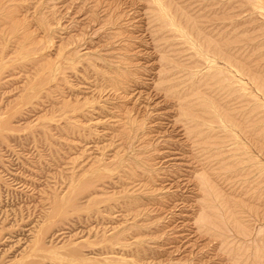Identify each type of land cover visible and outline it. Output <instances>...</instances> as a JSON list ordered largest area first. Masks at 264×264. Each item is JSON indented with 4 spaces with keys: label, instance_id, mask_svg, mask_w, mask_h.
Listing matches in <instances>:
<instances>
[{
    "label": "rangeland",
    "instance_id": "rangeland-1",
    "mask_svg": "<svg viewBox=\"0 0 264 264\" xmlns=\"http://www.w3.org/2000/svg\"><path fill=\"white\" fill-rule=\"evenodd\" d=\"M140 1H142V0H49V1L48 0H28V1L27 0H14V1L11 0V4L13 5V7L15 4L17 5L16 6L17 8L15 7L16 9L23 10L25 12H26V10H28L27 11L28 14L27 15L25 14V16L23 14L24 12L23 11L19 12V10H18L19 13H16V14H18V16L21 15V18H25L28 20V21L26 20V22H28V26L30 27L31 31L33 32V35L36 38H38L37 42H38V46L40 49L38 48L39 49L38 52L35 55L31 54L30 57H36V56L40 55L50 45L48 47L49 49L47 48L48 50L45 51V56H46L45 61H46V63H47V61L49 62V68H50L49 69L50 70L49 71V77L51 76V74H53L52 71H54V70L56 71L58 68L61 69L60 65L64 66V64H66L64 54H67V52L63 51V50H60L61 52H59V51L57 52L56 51L57 45H60L63 42L62 44H65V43L67 44L66 48L71 47L70 49H72V48H75L76 45L77 46L80 45V47L79 46L78 47L81 49L82 46H84V45L86 46L88 43L87 46H90L91 50H93V51L89 54H82L83 50H81V52L79 51L80 54L78 55V57H75V59L78 60L77 64L79 62L78 66L82 68L83 64L85 62L89 61L88 58L91 55H92V57L93 56L96 57V58L90 57L92 60H94L96 62V65L99 62V63H101V66H102L103 65L102 62L105 63L107 59H110V58L113 60L115 59V56H112L111 53H109L108 49H101V47L104 48L105 46L110 48L111 50L113 49L112 47H109L110 45L108 42L109 41L108 38L110 39V37H108V35H109L108 32H110L112 30V28H110V27L114 26L113 30L115 28H116L115 30H121L123 32L124 36L126 37L127 43H129L130 45L133 44L132 45V51L131 50L130 51L128 50V51L130 53L135 52V51L139 52V56H137L138 55L137 54L134 57V59H136V60L132 59V65H133V67H135V69H133L132 66L131 67H132L133 71H135V70L137 71V72L135 71L136 73L140 72L137 74V77L138 78L140 77L139 79L141 81V87H140L141 92H139L138 90H136V92L138 91L137 93H139V94L141 93V95L138 96V94L135 91H133L137 94V96H136V94H134L131 91L130 92V99L131 100L129 98H128L129 100L127 99L128 101H130V103L128 102V104H127V100H125L124 102L127 105L122 104V105L126 106V107H123L124 109H126V111L132 105L128 111V112H130V114H131V112L133 114V116H132V114L130 115L131 118L134 117L135 116L134 114L136 113V117H134L135 120H134V118H132V120H131L132 124L130 123V127H131V129H130L131 133L129 134L130 138L128 136V138L126 139L127 140V142H126V140L123 141V140H120V138L117 139V136L111 131L112 130L111 128H109V130H107L108 128L104 129V131L106 130L108 132V134L105 135L106 137L103 136L104 138L103 137L100 138V136H98V137L96 136L97 133L101 134V132H104V131H102L103 129H101L103 127L99 126V125L97 126L96 124H93L91 122V120L95 119L96 116L100 117V119L101 118L108 119V117L110 115H112L113 113L114 114H117V113L122 114L124 109H122V106H121V110H119V107L116 108V106H115V104L119 103L120 100L118 101L116 99L115 100L113 99L114 100L113 101L110 98L108 99V98H106V95L104 92H103L104 94H102V93L99 94L97 88H95L94 86L90 87V84L92 82H97V80H98L97 83H98V86L100 88L99 78L95 74L93 75V73H91V70L88 71L89 73L87 72L88 69H86V68L78 69L77 71L73 72L72 74L70 72V76L67 79V84H70L73 86L74 92L70 93L69 90L66 88L68 91L67 90L61 91V93L56 96L59 100H56L53 103H49V101L47 103V101H46L43 103L44 105H40V106H38L37 104H39L41 100H45V96H47L49 94V98H50L51 94L54 96L56 94V89H54L55 90L54 91L53 88L50 89L49 87H51L54 84V82H55V84L57 83V80H56V76L58 75L57 71L56 72L54 71L55 76H53V78H51V79L48 78L50 80H48L47 82H50V83L44 84V85H39L37 83L34 84L31 82L28 83L29 85H26L25 81H21L24 78H20V80H19V77H16L17 80H19V81H16V79H12V80H10V82H8L9 84L4 83V85H3V83H0L1 84L0 85V102H1L0 104L2 106V107L0 106V110L3 109L2 110L3 114H1V112H0V115H1L0 119L2 118L0 122L2 124V121H4V120H6V121H4V123L9 121L8 123L10 124V126L15 128V130L10 131V130H8L9 128L8 129L6 128L8 125L5 126L4 123L0 127V264H18V262L22 258L23 259L29 258L30 259L29 264H73L77 260H78L77 261L78 264H80V263L81 264H83V263L84 264L85 263L86 264H96V263L97 264H106V263L107 264H111V263L112 264H128V263L133 264L136 261L140 262V263L143 262L144 264H145V262L147 264H206V263L207 264H230L231 262L233 263V261H231L230 259H227V258H229L228 256H223L224 254L222 252L220 254V252H219L220 250L218 251L217 245L216 244H215L216 246L214 245L215 242H210L206 236L205 237L203 236V239H201L202 236H200L198 234V232L195 230L196 226L193 224L194 222L193 223L190 222L193 220L192 217L194 216V213L196 214V212H197L196 206H194L195 205V198H196L195 192H197V189L195 187H192V184H193L192 181H190L191 182L190 184L189 183H187V184L183 183V181H185V183L188 181V179H187L188 176L186 174L188 173L189 170L186 171V168L188 169V166L186 165L183 167V165H185V163L182 162L181 159L178 157V152H181L182 149H180V146L177 147V145L172 144L173 142L178 140V138H175V135H176V137L178 136L181 138V135L178 133V131L176 132L175 129H172L173 127L171 126L172 122H170L171 121L170 119L173 117H170L171 115H169V114H165V117H163L162 115L159 114V112L157 111V108L153 109V107H156V106H154L155 105L154 103H156L155 101H157V99L161 100L163 98L162 96L155 94V92H154L155 88L154 89L152 88L153 87L152 85H154V83H155L153 81L159 80L157 74L155 73V68H152V67H154L156 65V70H157V67H158L160 61H158V59L156 57L159 56L160 52L154 51V49H156V45H155V43L152 44L151 41L153 40L155 42V40L149 36V34L146 30H144L145 26L147 25L146 19H148V18H147V16H144L145 12L143 11V9L144 10L146 9L145 8L146 6L144 5L145 2H144V0L142 2H140ZM211 1H215V0H211ZM216 1H215L216 4H214L215 3L214 2V3H212V6L210 5L211 10H210L208 17L211 15V18H214V19H212V20H214V23L216 21L217 22L218 21H220V22L225 21V24H227V27L228 26L230 27V28L228 27L229 30H232L234 25L237 26L238 24H241L239 28L235 26L236 29L234 28V31L232 30L233 32L230 31L232 34L230 32H228L229 38H234L235 40L238 39L239 43H241L243 41L242 42L243 47L247 45L246 48L244 47L245 52L247 53L245 55L244 54L245 52H243L244 56L255 57L257 59V63H259V66L261 64L264 65V63H263L264 62V51H263V49H264L263 43L264 42H260V41L264 40V30L262 31V29H264L262 25H264V24L261 23L263 20L262 21H256V24L254 22L249 23L251 21L250 20L247 21L246 20L247 18H244V16H243L247 12L246 8L248 6L246 4L243 5V2L241 3V0H233V1L232 0H216ZM25 2H26V4H25ZM206 2L211 3L210 0H206ZM239 2H240V4H239ZM21 3H23V4H21ZM223 4H225V5H223ZM22 5H24V7H25V5H27L26 9L24 7H21ZM29 5H30V7L28 8ZM252 5L255 7L257 5H258V7L262 6V5L264 6V0H257V1L253 0ZM213 6H214V8H213ZM224 6H226V7H224ZM219 8L221 9L220 14L221 13L225 14L224 15L225 19H223V20H222V18H219L220 17L219 11H218ZM211 11H212V13H211ZM117 14H118V16H117ZM120 14H122V16ZM222 14H221V16H222ZM227 15H230V16L232 15L231 17H235V19L232 18V20H230L231 19L230 18L229 20H227L228 21L227 22L226 21V19H228ZM127 16L128 17L133 16L130 24H125L122 22L124 17H127ZM140 16H142L141 17L142 19L138 18ZM121 17H122V19H120ZM237 18H239V19H237ZM115 19L118 21L116 22ZM41 20L45 21V23L42 22ZM106 20L109 21V25H108V21L106 23ZM110 20L113 21V23H111V25H110V22H111ZM47 21L49 22V26H47V29H46L45 28L46 26L44 27V25L46 24ZM55 21H56V23H55ZM234 21L236 24L233 23ZM245 22H248V23L246 24ZM104 23H106L105 28L107 26V29L101 28V24H104ZM242 24H243V26H242ZM252 24H253V26H252ZM258 25L260 27H258ZM48 27L50 29L52 28V30L51 31H50V29L48 30ZM246 28H249V29L252 28V30H249ZM255 29H261V30H259L260 32L257 33L258 30H255ZM140 30H142V31H140ZM238 30H240V31H238ZM242 30H244L246 33ZM144 31H145V33H144ZM235 31L238 34L235 33ZM241 31H242V34H240ZM261 31L263 33H261ZM105 33L106 34L108 33L107 36ZM243 33H245V35H243ZM258 34H260V35L262 34V35L261 36L259 35L260 37H258ZM252 35L254 36V38H252V39H254V41L252 39H250V40L248 39L249 37H253ZM8 36H9L8 33H6V35H3V37H0V41L1 40L3 41V42L1 41L3 44L0 45V50H2V48H5L3 51L4 53L1 52L0 57H4V60L5 61L7 60L6 62L9 61L10 66H11V64H14V65H12V68H13V66H15L19 63L21 58L18 57L19 56L18 54L11 55V53L9 52L12 50L11 49L12 48V46H11L12 38H10L11 36L10 37H8ZM80 37H82V38H80ZM67 38H68V40H67ZM159 38L160 37H158V39ZM130 39H132V40H130ZM146 41H147V43L148 42L149 43L147 44ZM137 42H138V44H137ZM257 42H259V46H258ZM107 43H108V45H106ZM235 43H237V42H235ZM135 44H136V46H135ZM144 45H145V47H144ZM261 45H263V46H261ZM137 46H138V48H137ZM94 47H95V50L97 49L96 51L93 49ZM140 47H141V49H140ZM247 47H249V49ZM158 48H159V46H158ZM251 48L254 49V53H252ZM133 49H134V51H133ZM137 49L141 50L143 52V54L141 55L140 54L141 52ZM143 49L145 50V52ZM152 49H153V51H152ZM246 49L249 51H246ZM260 49H262V50H260ZM101 50H103V51H101ZM104 50H106V52ZM111 50H110V52H111ZM256 51L259 53V55H257L258 53L255 54ZM261 51L263 54H261ZM100 52L101 53L103 52V53L100 54ZM106 53H108L107 58L105 56ZM109 54H110V56H109ZM260 54H261V56H260ZM147 55H148V57H153V58L155 57V58L154 59L148 58L149 61H145V60H148ZM14 56H15V58H14ZM28 56H29V54H28ZM123 56H121V57H123ZM112 57H114V58H112ZM121 57H119V58L121 59ZM70 59H72V57H70ZM92 60H90V61H92ZM121 60H123V59H121ZM21 61H22V59H21ZM152 61H153V63H152ZM9 63H7L8 65L4 64V67L8 66L9 69H7V67L5 69L3 66L2 67L4 69L2 67H1L2 69L0 68V72L2 74L5 72L7 73L11 70ZM54 63L57 65H55ZM99 63H98V65H100ZM227 63L228 62L225 63V61L222 60V61L218 62V65L222 66V68L224 70L227 69L226 71H229L230 73L233 72V73L238 74V75L240 74V73H236L235 72L236 69L234 67L231 68V66L228 65ZM51 64L52 65L54 64V65L52 66ZM137 64L139 67L137 66ZM50 65H51V67H50ZM263 65L261 67L262 69L264 68ZM54 66H55V68L53 69ZM84 69H86V70L84 71ZM138 69H140V70L138 71ZM17 70H18V68L16 67L14 69V71H17ZM141 72L142 73L144 72L143 73L144 76L141 75L142 74ZM237 72H239V71H237ZM241 75H242V77H240L241 78L240 81L243 83H241V82L240 83H241V85L244 84L243 88L244 89L246 88V90L248 91L247 93H251V94L253 93L254 94L253 96L256 98L257 103L260 106L258 108L260 111V114H261V116L263 115L261 123L264 124V122H263L264 121V113H263L264 112V91H263L264 88L262 90L261 88L256 86V84L253 83V81L247 77L248 75H246V76H245V74L244 75L241 74ZM145 77H147V78H145ZM54 78H55V80H54ZM94 78H95V80H94ZM96 78H97V80H96ZM142 78H145V79L143 80ZM150 79H152V80L150 81ZM12 81L14 82L13 84H11ZM143 82L145 85L142 84ZM147 82H149V83H147ZM16 85H17V88H16ZM245 85H246V87H245ZM102 86H103V83H101V87ZM106 86H109V85H107L105 83L103 87H106ZM41 87H44V89ZM103 87L101 89H103ZM147 87H148V89H147ZM6 89H8V90H6ZM147 94H148V96H146ZM43 95H45V96H43ZM54 96H51V97H54ZM5 97L7 99H5ZM86 98H88L87 99L88 101L86 100ZM137 98H138V100H137ZM90 99H93V100L90 101ZM140 99H141V102H140ZM164 101L165 100L160 101L159 105L162 102V105L164 106L163 108L165 109V108H167V105H166L167 101H165V103H163ZM112 102H114V103L112 104ZM87 103L90 104L91 106L94 104L95 106H92V107L98 108V109H96V111L100 110L99 112L97 111V113H100V114L95 113L93 116H91L93 119L92 118L91 119L83 118L85 120L84 122H81V120H83L82 117L78 118V119L81 118V120H78L81 123H85L88 120V123L87 124L85 123L87 125V128L86 129L83 128L82 129L83 132H81L82 131L81 128H80L81 131L77 130L76 132H75V130H70V131H69V129L67 130L68 124H66V121H65L63 115L66 114L65 110H68V109H66L65 107H62V106L63 105H70V107H72L71 108L72 111L74 112V111H79V109L82 108L81 106L84 107L85 104H87ZM120 103H123V102H120ZM134 103H136V104H134ZM52 105H54V106L52 107ZM32 106H38V108L41 107L42 109L40 108L41 110L39 112H37L36 114H34L35 116L32 115L33 113L28 115V113H29L28 109ZM102 106L104 108H101ZM111 106H113V107H112V111L110 110L111 111L110 112L109 109H111L110 108ZM88 107H86V108H88ZM61 108H64V111ZM131 109H132V111H131ZM152 109L154 111H151ZM114 111L115 112L117 111V113H115ZM138 111H141V112H138ZM155 111L158 113H156ZM61 112H63V114ZM91 113H93V112H91ZM108 113H109V115H108ZM140 113H141V116H140ZM157 114H159L161 117ZM147 115H148V117L149 116L150 117L148 118ZM75 116H78V115H75ZM157 116L160 117V119L157 118ZM116 117H118V116H116ZM155 117L157 118V120L154 119L156 121H154L152 119ZM137 118H140L141 120H143V122L140 120H139L140 122L136 121ZM9 119L11 120V122ZM148 120H149L150 124L148 123ZM159 120H160V123L162 122L161 124L159 123ZM153 122H155L154 123L155 125H153ZM137 123L138 124L140 123V124L136 126ZM146 123H147V126H146ZM158 123L160 125H158ZM43 124H44V126H43ZM90 124H91V126H90ZM142 124H143V126H142ZM140 125L143 127V129ZM149 125L153 126V129H152V131L154 130L153 133L155 135L160 134V137L157 140H153V139H155V137H154V134L151 133L153 135L152 138L153 137L154 138L151 139V140H153L152 142L151 141L149 142L150 146L149 147L147 146L148 141H146L147 143L144 142V144L146 143L147 147H145V145H144V147H140V146H142L141 143L143 144V141L140 142V139L142 138L141 140H143V137L146 136V135H141V134L144 131V128L147 129V127ZM4 126H5V128H3ZM139 127L142 129V131ZM165 127H167V128H165ZM90 128L92 131L90 130ZM261 128H264V126L262 124H261ZM87 129H89L92 133ZM135 129H136V131H135ZM172 130L173 131L175 130V131L173 132ZM237 130H236L237 131L236 135H238V140L241 142V144H243V146H246V147H244V149L246 150V152H248L247 154H249V156H254L255 157V158L253 157L254 159H256V157H257L258 159L255 160V162L257 164L259 162H261L258 164L259 168H260L259 178L264 177V173H263L264 170L262 171V169L264 168V147L262 145V140L264 139L263 129H261L262 131L260 130V137L263 135V137L261 139H259V141L261 142V143L259 142L260 146L257 145L261 149H259L255 144L251 143L252 140H249L251 138H248L247 135H245V134H241V132H243L241 129H237ZM12 131L13 132L15 131V132L13 133ZM46 131H48V132L46 133ZM87 131H89V132H87ZM163 131L166 134H163ZM167 131H169V132H167ZM109 132H110V134H109ZM132 132L135 133V134L133 133L134 136L137 135V136H135V138H134V136L131 137V135H133ZM175 132L177 134H174ZM171 133H173V134H171ZM44 134H46V136ZM49 134H50V136L48 137ZM52 134H53V136H52ZM81 134H83L84 136H82ZM90 134L92 135V137L89 136ZM78 135L81 137H79ZM14 136H16V137H14ZM88 136L90 138H88ZM96 137H97V139H96ZM108 137H112V138H110L111 142H113L111 147H110L111 142L109 141L110 139ZM168 137H171V138L173 137L174 141H173V139H171L172 141L169 140ZM85 138L87 139L88 142L84 141V140H86ZM136 138H138V139H136ZM7 139L9 141V143H8ZM79 139L81 140V142ZM95 139H96V142H94ZM99 139H101L100 140L101 142L99 141ZM113 139L118 140V142L121 141V143L125 144V145H123V146H125L124 148H122L123 150L119 146V144H121V143H118L117 141H116L117 143H115V140H113ZM130 139H132L131 142H129ZM133 139H135V140L133 141ZM159 139L161 141H159ZM164 139H166L167 141ZM106 140L109 142V144H107L108 142ZM82 141H83V143H82ZM92 141L95 143L94 145L92 144L93 143ZM135 141H136V143H135ZM162 141H164V142H162ZM178 141L180 142V140H178ZM84 142H85V145L88 144L87 145L88 148H89L90 143L94 147L96 144L97 145L99 144L100 146L98 147L96 145L97 148H94L93 151L91 150V148H89L88 151L93 152V153L90 152V154H89L87 151L88 148L86 149ZM124 142H126V143H124ZM156 142H158V143H156ZM165 142H167V143L169 142V144L167 146H165L167 144ZM74 143H76L78 145V147L76 146V144L74 146ZM79 143H80V145H79ZM104 143H106V144H104ZM130 143H131V146L133 145L132 148L130 145H128ZM137 143H140V145ZM154 143H156V145H154ZM8 144L11 145L12 147L7 146ZM71 145H72V148L75 147L73 150L71 149ZM106 145H108L109 149L106 147ZM114 145L116 148L118 147L117 148L118 150H116ZM126 145H128V146H126ZM152 145H153V147H152ZM66 146H68V147H66ZM82 147L85 148L84 152L82 150ZM134 147H136V148L140 147L141 149L146 148V149H142V151L144 153H146V152L148 153V151H149L148 154L146 153V155H149V156L152 154V153L150 154L151 150L149 148H151L152 152H153V154L151 156H153L156 153L154 156L158 160L156 161V159H155V161H156L155 165L157 164L158 166L157 165L156 166L154 165V166L156 167L157 170L155 169V167H154V169H153V167H151V168L149 167V168L153 169L152 171H153L154 176L156 177V181L158 182V184L155 182L154 177L148 178L146 176V178H147L146 179L145 176L142 175L143 179H140L141 177L139 178L140 179L139 181H143L141 183L145 187H147L146 189L149 188L147 190L149 192L143 191V193H142L141 192L142 190H141L140 192L136 191L139 193L133 195L130 193L127 194V192L125 191V193L123 194L121 192L122 190H120V189L123 188V190L133 191V190H131L130 183L137 182L138 179L136 181H134L136 177L130 176V179L131 180L133 179L132 181H130L129 176L126 174V176H128L126 178L129 179L128 180L129 186H128L125 184L128 182L127 179H125V178L123 180L121 179L122 178L121 176L124 174V173H122L121 176L117 177V179L119 178L122 182L121 183L120 181H118V183H119V184L117 183L119 186L118 188L115 187V189L113 190L114 187H107V188H109V189H107L105 186L103 187V184L101 186V183L103 181H100V180H98V183L100 184V185H98L99 186L98 187L97 186L98 183L95 180L97 183L96 187L94 186L95 185L94 184L95 182H94V183H92V185L94 184L93 187L91 189H89V190H91V192H92V189H94L93 193H95L94 195L96 196V198L94 197V195H93V197L95 199L90 200L88 197L92 198L90 196L92 193L89 192L88 190H86L87 192H84L82 194V196L80 195L82 198L79 197L80 199L77 201L78 203H79V201L81 203V205L79 203V206H77L79 208H77L76 206L74 207V204H72V206L70 205L71 210H69V209H66L67 211L64 210V211H66V213H64V214L67 217L61 215V214H63V211L62 212L60 211L58 213L59 215L53 214L54 213L53 209H52V207L54 208L53 203L55 204V201H58V199L62 200L64 197H66V199H67L68 194H69L68 197L71 195L72 190L74 189V187L77 184L76 183L77 182V176L79 174L83 175V177L82 176L80 177V175H79L80 178L78 177V179H79L78 184H79V181L81 178L86 177V175H85L86 171H84L85 170L84 167L87 168L89 165H90L89 167L93 166L94 164L97 165L96 164L97 162L94 161V159H92L93 161H90L91 158H94L95 152H97L96 153L97 158H99V156H100V159H101V162H98V163H100L99 167L101 168L103 166V168H101V169H107V167H108L107 171H110L109 174L111 176L112 173H115V175H116V171L118 168L116 166V164H115L116 168L112 167L114 165L113 164L114 161L110 160V158L112 159V157H113L112 155L115 156V154H117L118 157H121V155H122L121 152H123L122 157L127 158L131 155H134V154H132V152L135 153L136 148H134ZM103 148L105 149V151L108 150V152L106 153ZM113 148H115V149H113ZM167 148H169V150H167ZM141 149H136L135 154H137V152H140V154H141V152H142ZM97 150H100V151L102 150V151L100 152ZM114 150L116 152L120 150V152L116 153ZM171 150L172 151L178 150V152H176V151L172 152ZM247 150H249V151H247ZM7 151H9V152H7ZM103 151L106 153V156H108V158L106 156H103V155H105L103 153ZM160 151H163V152H161L162 154L159 153ZM169 151L172 155H170L169 158L165 157V158L161 159L160 156L163 157L164 153L167 155L169 153ZM99 152H100V154H98ZM129 153H131V154H129ZM84 154H85V157L83 156ZM109 154L110 155L112 154L111 157L109 156ZM119 154H121V155L119 156ZM117 155L113 158V160L118 158ZM143 155H145V154H143ZM156 155L159 157H157ZM86 156H87V158L89 157V159H86ZM91 156H93V157H91ZM102 156H103L104 160L102 159ZM72 157H74V159ZM82 158L85 159V163H84V160ZM97 158L95 157V160ZM106 159L108 161H111V163L106 162L107 161ZM78 162H80L81 164ZM91 162H93V163H91ZM83 163L85 166H82ZM110 164H111V166H110ZM170 164L173 166H171ZM174 164H177V165L174 166ZM181 164H182L183 168L180 167ZM261 164H262V166H261ZM105 166H107V167H105ZM109 167H111V168H109ZM170 167H171V169H170ZM69 168L71 170H68ZM118 169L120 170V167ZM166 169H167V171H166ZM184 169H185V172H184ZM111 170H113V172ZM158 171L160 173H158ZM72 172L76 173L77 176H76V174H74ZM119 172L121 173L122 171H119ZM164 172H165V174L162 176V174ZM182 172H184L185 174ZM177 173H178V175H177ZM262 173H263V176H262ZM124 175H123V177H124ZM174 175H177V176L175 177ZM182 175L183 176L185 175L184 179H183ZM167 176H169L168 179H167ZM179 176H180V178H181L180 180L182 182L181 181L178 182V180H177V182L176 181L175 182L177 184L179 183V185L176 184L178 187H176V185L173 186V184H175V182L173 180L174 179L176 180V178L177 177L179 178ZM72 177L76 178L75 179L76 182L72 183V186L70 187L69 184H67V182L69 183V181H71L70 179ZM159 177H160L161 181H159ZM162 177H164L166 180L163 178L164 179V181H163ZM172 177H173V179L170 180V178H172ZM157 178H158V180H157ZM185 178H186V180H185ZM191 178L192 177H190L189 179H191ZM105 179H107V176L105 177ZM145 179L149 182L147 186L145 185V184H147V181ZM148 179H150V181ZM261 179H260L261 180V184H260L261 187L260 188L263 189L264 185H262V184H264V180H263V178H261ZM144 180L146 181V183H144ZM124 181H125V183H123ZM170 181H171V183H170ZM262 181H263V183H262ZM150 182H152L153 185L155 184V186L150 184ZM163 182H165V183H163ZM73 184L75 186H73ZM159 184H163V185L165 184L166 188L162 189L160 192L164 193L163 191H165L166 192L165 194H167L168 197H163V198L161 197V199H163V202L155 200L154 202H150L151 203V205H150V203L148 202L147 199L149 198V195L152 196V194H154L155 192H159L158 187L161 186V185L159 186ZM156 185H157V188H156ZM125 186H127V189H125L126 188ZM150 186L151 187L153 186L152 187L153 189ZM167 186H168V188L170 187L169 190L170 191L172 190L171 191L172 193L174 191L173 194L169 190H167ZM69 188H73V189L69 190ZM98 188H100L101 191L99 189V192H98V190H96ZM102 188H104V189H102ZM160 188H162V187H160ZM118 189H119V191H118ZM152 190H154L155 192ZM188 190H191V191H188ZM112 191H114V193H112ZM150 191H152L153 193H151ZM133 192H135V191H133ZM190 192L193 195L195 194L194 198ZM85 193L87 194V197H86ZM101 193H102V195H101ZM121 193H122V195H121ZM188 193H190V195ZM165 194L163 196H165ZM171 194L176 196V197H171L172 196ZM99 195H101V196H99ZM130 195L140 197L139 198L140 201H138V203L141 202L140 204H142V205H143V203H144V205L147 204L144 201H147L149 203L148 206L146 205L147 207H145L143 205L145 208H147V213L141 215L140 217L139 216L136 218H134V216L132 217L133 214H131V213L133 211L132 210L128 211L129 208H126V205L128 207H130V204H129L130 201L128 200V197H130ZM262 196L264 197V192H263V195H261V197ZM124 197H126V199H123ZM166 198H168L169 200L168 199L166 200ZM172 198L173 199L175 198L174 201ZM53 199H55V201ZM181 200L184 202H182ZM263 200H264V198L263 199L260 198L257 200L259 203V208H254L257 210H253L254 212L251 211L252 213L246 212V213H250V214H247V215L245 214L246 217L247 216L250 217V218H246V219H249L248 220L249 222L248 221L247 222L248 223L252 222L251 223V224H253L252 226H255V227H252L251 224H249L251 226V229H253V231H251L252 234L250 237H249V235L248 236L246 235V238L247 237L249 238V239L247 238L248 242L249 241L253 242V240L255 238L253 235H254V233L256 234V232L258 230L257 228L263 227V229H264V217H262V216H264L263 215L264 214V209H263L264 208V201ZM88 201L90 202V204ZM190 201H191V204H190ZM172 202H173V204H172ZM174 202H176V203H174ZM152 203H154L155 206ZM169 203H171V204H169ZM117 204L118 205L120 204L118 206L119 208L117 207ZM51 205H53V206L51 207ZM172 205L173 206L176 205L174 207L175 209L172 207ZM102 206H104V207H102ZM112 206H114L116 209H114V207H112ZM150 206H152V208ZM159 206H160V208H159ZM164 206H165V208H163ZM170 206L173 209L169 208ZM73 207H74V209H73ZM149 207H150V209H149ZM153 207H155L157 210L152 211ZM99 208H101L102 210H100ZM124 209L127 210L128 212L127 211L125 212ZM148 209H149V211H148ZM161 209L164 212H162ZM192 209H194V210H192ZM158 210H160V211H158ZM151 211H152V213H151ZM255 211L256 212L258 211V212L255 213ZM50 212H51V215H50ZM115 213H116V215H115ZM120 214L125 215V217L127 215L126 218L129 217V219L128 220H124V218L122 219V216L121 217L119 216ZM183 214H185V215H183ZM249 215H251V216H249ZM183 216H185V217L191 216V217L190 218L186 217L187 218V220H186V218H184ZM131 217H132V219H131ZM142 217H143V219H142ZM183 218H184V220H183ZM134 220L135 221L138 220V223H140L141 225H138V226L134 225L135 224ZM145 222H146V226H142V224L144 225ZM63 226L65 227L64 230H66L64 235L53 237V233L57 231L56 229L57 228L59 229V227L61 228ZM194 226H195V229L193 228ZM32 227H34V229ZM139 227H141V228H139ZM255 230H256V232H255ZM44 232L45 233L48 232V233L45 234ZM162 232H164V233H162ZM42 233H44V234H42ZM233 233L238 234V232H235L234 230H233ZM191 234H193V235H191ZM236 234H235V236L239 235V234L238 235H236ZM41 235H43V237ZM196 235H198V236H196ZM49 236H51V237H49ZM37 238H40V239H37ZM195 238L196 239L199 238V239L196 241ZM205 239L207 241V244L209 243L212 248H210L209 244H208V246H206L207 244L206 245L204 244ZM38 240L41 243H39ZM37 241H38V245H36ZM124 242H126V243H124ZM133 242H136V244ZM196 242H198V243H196ZM130 243H133V245H131ZM212 243H213V245H212ZM40 244H42L41 245L42 247L40 246ZM128 244H130L131 246H129ZM195 244H196V246H195ZM199 244H201V246H199ZM191 245H193L195 248L193 246H192L193 247L192 248ZM203 246H205V248L207 247L210 249H213V246H214V249L212 251L213 253L211 252V254H209V252L211 250H207V248L205 251L206 253L204 252V250L202 251L201 249H204ZM73 247H74V250L76 249V247L79 249V250L78 249L75 250V251H77V250L79 251V255L81 253L82 254L80 256L78 254H74L73 252H75V251L73 250ZM190 247L192 249V252H191ZM200 247H201V249H200ZM33 248H35V249L38 248L37 250L39 251V253L35 254ZM198 248L200 249L199 252H201V253H198V250H199ZM40 249H42V250H40ZM70 249H72L71 250L72 252H69ZM106 252H112L113 253L112 254L114 256V257H112L113 260H111V261L108 260L111 257L105 258V256H108L111 254V253H106ZM215 252H217V253H215ZM212 254L215 258L212 256ZM189 255H190V257H189ZM76 256H78V257H76ZM115 256H116V259L114 260ZM220 256H221V258H219ZM33 257H34V259H32ZM80 257H83V258L85 257L84 258L85 261L80 262L82 260V259L79 260ZM225 257H227L226 258L227 260H225ZM222 258H224V260ZM137 259H140L142 261H138ZM263 259H262V261H264ZM228 260H230V261H228ZM104 261L106 263H104ZM116 261H117V263H116ZM77 262L75 264H77ZM262 264H264V263L262 262Z\"/></svg>",
    "mask_w": 264,
    "mask_h": 264
},
{
    "label": "bare ground",
    "instance_id": "bare-ground-1",
    "mask_svg": "<svg viewBox=\"0 0 264 264\" xmlns=\"http://www.w3.org/2000/svg\"><path fill=\"white\" fill-rule=\"evenodd\" d=\"M14 1V0H13ZM28 1V0H27ZM49 1V0H48ZM143 1V0H142ZM140 1V2H142ZM216 1V0H215ZM215 1H211V3H207L206 0H144L145 2V10L143 9V11L145 12V15L144 16H147L148 19H146V26L144 28V30H146L149 34V36L155 40V42L152 40H150L153 43H155L156 45V49H154V51H159L160 54L158 57H156L158 59V61H160L158 67H157V70H156V65L152 68H155V73L157 74L159 80H155L153 82L154 85H152L151 87L155 90V94L159 95V96H162L163 98L161 100L157 99V101H155L156 103H154L156 107H153V109H156L157 108V111L159 112L160 115H162L163 117H165V114H169L171 115L170 117H173L171 118L169 121L172 122V129H175L176 132L178 131V133L181 135V138L180 137H176L175 135V138H178V140H180V142L177 140L175 142H173L172 144H175L178 146H180V149H182L181 152H178V150H173V151H176L178 152V157L181 159L182 162L185 163L184 166H188V169L186 168V171H188V173L186 174L188 177H192L191 179H189L187 176V179L188 181L185 183V181H183L184 184H187V183H191L190 181H192V187H195L197 189V192L196 193V198H195V205L196 206V214L194 213V216L192 217L193 220L190 221V222H194L193 224L196 226V229H195V226L193 227L200 236H202L201 239H203V236L207 237L209 239L210 242H215L214 245L216 244L217 245V249L218 251L221 252L224 254H222L223 256H228L229 258L225 257V260L227 259H230L231 261H233L234 264H262V262L264 263V261H262V259L264 258V229L263 227H259L257 228V232L256 234L254 233V240L253 242L251 241H247V238H246V235L249 237L251 236V231H253V229H251V226L253 224L251 223H248L249 219H246V218H250V217H246L247 214H250L252 213L251 211L253 210H257V209H254V208H259V203H258V199H263L264 197L261 195H263V192H264V188L261 189L260 187V184H261V178H263L264 180V177H261L259 178L260 176V168H259V162L258 164L255 162L256 159H258L256 157V159H254L255 157L254 156H249V154H247L248 152H246V150L244 149V147L246 146H243V144H241V142L238 140V135L237 134V129H241L243 132H241V134H245L247 135L248 138H251L249 140H252L251 143L252 144H255L256 146H260L259 144L261 143L259 141V139H261L263 137V135L260 137V130L263 129V132H264V128H261V124L264 126L263 123H261L262 121V116L260 114V111H259V104L257 103V100L256 98L253 96L254 94L252 93H247L248 91L246 90V88L244 89L243 88V85H241V78L242 75L241 74H245L248 75L247 77L250 78L253 83L256 84V86H258L259 88H261L263 90L264 88V68L262 69V65L261 64L259 66V63H257V59L255 57H251V56H244V54L246 55L247 53L245 52V48L246 46L243 47V44L242 42L239 43L238 39H234V38H229V35H228V32L230 31H234V28L236 29V27H240L241 24H238L237 26L234 25L233 29L232 30H229L228 27H227V24H225V21H222L223 19H225L224 15L225 14H220V8L218 9L219 11V15L220 17L219 18H222V22L220 21H216L214 23V18H211V15L208 17L209 13H210V10H211V7L210 5L212 6V3H214ZM233 1V0H232ZM257 1V0H255ZM30 2V1H29ZM217 2V1H216ZM216 2L214 4H216ZM235 2V1H234ZM243 2V5L246 4L247 8H246V13L244 16V18H247L246 20L247 21H251L249 23H252L254 22L256 24V21H262L261 23L264 24V6H259L258 5L255 7L252 5L253 3V0H241V3ZM260 2V1H259ZM31 3V2H30ZM29 3V4H30ZM39 3V2H38ZM48 3V2H47ZM219 3V2H218ZM230 3V2H229ZM233 3V2H232ZM262 3V2H261ZM15 4V3H14ZM20 4V3H19ZM23 4V3H21ZM26 4V2H25ZM240 4V2H239ZM258 4V3H257ZM31 5V4H30ZM30 5L28 6V8L30 7ZM225 5V4H223ZM230 5V4H229ZM17 5L15 4L14 7L13 5L11 4V0H0V37H3V35H6V33H8V37L12 38V41H11V46H12V50L9 51L11 53V55H14V54H18L20 61L17 65H15L18 70L17 71H14V69L16 68L15 66H13L12 68V65L14 64H11L10 66V63L9 61L6 62L4 60V57H0V68L3 66L4 67V64H7L9 63V66H10V71L9 72H5V73H1L0 74V83H7L9 84L8 82H10V80L12 79H16V81H19L20 78H24L22 79L21 81H25L26 85H29L28 83H34V84H39V85H44V84H48L50 82H47L48 80H50L51 78H53V76H55V72L57 71L58 75L56 76V80H57V83L54 84L49 87L50 89L53 88L56 89V94L55 96L51 94V96H54V97H51L49 98V94L47 96H45V100H41L39 104H37L38 106L40 105H44L43 103L47 101H49V103H53L55 102L56 100H59L56 96L58 94L61 93V91H65V90H69L70 93H73L74 90H73V86L70 85V84H67V79L68 77L70 76V72L71 74L75 71H77L78 69H83V68H86L88 69V71L91 70V73H93V75L95 74L98 78H99V81H100V88L98 86V80L97 82H92L90 84V87H95L97 88L98 90V93H102L106 95V98H110L111 100H120L119 103H116L115 106L116 108L119 107V110H121V106H122V109H124L123 107H126L125 105L128 104V102L130 103V101H128L130 99V92L132 91H135L138 90L139 92H141L140 90V87H141V81H140V77L138 78L137 77V74L140 73H136L135 71L132 70V59H134L135 55L139 56V52L138 51H135V52H129L130 50L132 51V45H130L129 43H127L126 41V37L124 36L123 32L121 30H113L114 26H109L110 28H112V30L109 33L108 37H110V39L108 38V42H109V47H112L113 49L111 50L110 48L108 47H104L101 49H108L109 50V53H111L112 56H115V59H107L105 63L102 62V66H101V63H99L100 65H96V62L94 60H92L91 58L92 55L88 58L89 61L88 62H85L81 67L78 66L77 64V59H75V57H78V55L80 54L81 50H83V53L82 54H89L91 53L93 50H91V47L90 46H82V48L80 49V45H76L75 48H72L70 49L71 47H67L66 48V43L65 44H60V45H57V52H61L60 50H63V51H66L67 54H64L65 55V61H66V64L63 65H60L61 66V69H57L55 72L52 71L53 74H51V76L49 77V62L47 61L46 63V56H45V51L48 50L49 46L45 49V51H43L40 55L36 56V57H30L31 54L32 55H35L38 50L40 49L39 46H38V38H36L34 35H33V32L31 31L30 27L28 26V22H26L27 19L25 18H21V15L18 16V14L16 13H19L20 11H23V10H19V9H16ZM19 6V5H18ZM26 6L24 7V5H22L21 7H24L26 9ZM39 6V5H38ZM114 6V5H113ZM133 6V5H132ZM148 6V7H147ZM16 7V8H15ZM136 7V6H135ZM226 7V6H224ZM243 7V6H242ZM241 7V8H242ZM20 8V7H19ZM23 8V9H24ZM95 8V7H94ZM214 8V6H213ZM24 9V10H25ZM97 9V8H96ZM228 9V8H227ZM19 10V12H18ZM28 10H26L27 12ZM100 11V10H99ZM230 11V10H229ZM235 11V10H234ZM24 12V13H23ZM22 13L27 15L28 12L26 13L25 11H23ZM43 12V11H42ZM119 13V12H118ZM121 13V12H120ZM139 13V12H138ZM212 13V11H211ZM216 13V12H215ZM232 13V12H231ZM227 14V13H226ZM244 14V13H243ZM17 15V16H16ZM122 16V14H120ZM128 15V14H127ZM142 15V16H143ZM31 16V15H30ZM118 16V14H117ZM138 17L140 19H142L141 17ZM214 16V15H213ZM232 16V15H231ZM230 15H227L228 19L229 20H232V18L235 19V17H231ZM41 17V16H40ZM48 17V16H47ZM224 17V18H223ZM28 18V17H27ZM34 18V17H33ZM43 18V17H42ZM111 18V17H110ZM116 18V17H115ZM118 18V17H117ZM133 18V16H130V17H124L123 19V23L125 24H130L131 23V19ZM137 18V17H136ZM241 18V17H240ZM45 19V18H44ZM106 19V18H105ZM109 19V18H108ZM122 19V17L120 18ZM239 19V18H237ZM46 20V19H45ZM114 20V19H113ZM116 20V19H115ZM28 21V20H27ZM37 21V20H36ZM42 21V20H41ZM108 20H106V23H107ZM111 21V20H110ZM118 20H116L117 22ZM213 21V22H212ZM45 23V21H42ZM115 22V21H114ZM120 22V21H119ZM121 22V23H122ZM138 22V21H137ZM228 22V21H227ZM56 23V21H55ZM101 24V28H105V24ZM111 23H113V21L110 22V25ZM234 24L235 21L233 22ZM232 23V24H233ZM246 24L248 22H245ZM258 23V22H257ZM52 24V23H51ZM59 24V23H58ZM57 24V25H58ZM115 24V23H114ZM124 24V25H125ZM133 24V23H132ZM139 24V23H138ZM231 24V25H232ZM261 24V25H262ZM56 25V26H57ZM108 25H109V21H108ZM260 25V24H259ZM258 25V27H260ZM28 26V27H27ZM46 26V27H45ZM47 26H49V22L47 21L46 24L44 25V27L47 29ZM236 26V27H235ZM243 26V24H242ZM247 26V25H246ZM253 26V24H252ZM257 26V25H256ZM255 26V27H256ZM263 28H264V25H262ZM261 26V27H262ZM118 27V26H117ZM232 27V26H231ZM141 28V27H140ZM230 28V27H229ZM237 28V29H238ZM242 28V27H241ZM250 28V27H249ZM249 28H246V29H249ZM50 28L48 27V30ZM107 29V26L106 28ZM118 29V28H117ZM135 29V28H134ZM47 30V31H48ZM52 30V28L50 29V31ZM101 30V29H100ZM249 30H252L249 29ZM255 30H258L257 33H259L261 29H255ZM264 29H262L263 31ZM34 31V30H33ZM142 31V30H140ZM232 31V32H233ZM237 31V30H236ZM235 31V33H237ZM240 31V30H238ZM244 31V30H242ZM242 31L240 32V34H242ZM261 31V33H263ZM62 32V31H61ZM105 32V31H104ZM107 32V31H106ZM245 32V31H244ZM252 32V31H251ZM107 33V34H108ZM133 33V32H132ZM142 33V32H141ZM145 33V31H144ZM231 33V32H230ZM246 33V32H245ZM245 33H243V35H245ZM106 34V33H105ZM106 34V36H107ZM232 34V33H231ZM238 34V33H237ZM248 34V33H247ZM129 35V34H128ZM136 35V34H135ZM242 35V36H243ZM251 35V34H250ZM249 35V36H250ZM260 34H258V37ZM105 36V35H104ZM239 36V35H238ZM253 36V35H252ZM7 37V36H6ZM134 37V36H133ZM158 37H160L158 39ZM245 37V36H244ZM248 37V36H247ZM78 38V37H77ZM82 38V37H80ZM254 38L253 37H249L248 39H252ZM2 39V38H1ZM40 39V38H39ZM129 39V38H128ZM133 39V38H132ZM130 39V40H132ZM158 39V40H157ZM234 39V40H233ZM247 39V40H248ZM68 40V38H67ZM138 40V39H137ZM254 41V39H252ZM256 40V39H255ZM2 41V40H1ZM0 41V45H2L3 41L1 42ZM70 41V40H69ZM68 41V42H69ZM79 41V40H78ZM67 42V43H68ZM136 42V41H135ZM145 42V41H144ZM237 42V43H235ZM260 42H264L263 41H260ZM72 43V42H71ZM81 43V42H80ZM147 43V41H146ZM149 43V42H148ZM147 43V44H148ZM70 44V43H69ZM138 44V42H137ZM258 46H259V42H257ZM47 45V44H46ZM108 45V43L106 44ZM140 45V44H139ZM151 45V44H150ZM264 45V43H263ZM261 45V46H263ZM69 46V45H68ZM71 46V45H70ZM104 46V45H103ZM136 46V44H135ZM142 46V45H141ZM152 46V45H151ZM159 46V48H158ZM249 46V45H248ZM257 46V45H256ZM255 46V47H256ZM43 47V46H42ZM145 47V45H144ZM143 47V48H144ZM149 47V46H148ZM147 47V48H148ZM153 47V46H152ZM155 47V46H154ZM250 47V46H249ZM249 47H247L249 49ZM254 47V48H255ZM264 47V46H263ZM39 48V49H38ZM53 48V47H52ZM55 48V47H54ZM120 48V49H119ZM138 48V46H137ZM151 48V47H150ZM190 48V49H189ZM262 48V47H261ZM5 48H2V50H0V54L1 52L4 53ZM95 50V47L93 48ZM141 49V47H140ZM149 49V48H148ZM182 49V50H181ZM252 49V48H251ZM250 49V50H251ZM256 49V48H255ZM263 49V48H262ZM260 49V50H262ZM97 50V49H96ZM95 50V51H96ZM107 50V51H108ZM111 50V52H110ZM129 50V51H128ZM139 50V49H137ZM144 50V49H143ZM257 50V49H256ZM80 51V52H79ZM103 51V50H101ZM106 52V50H104ZM134 51V49H133ZM141 53V55L143 54V52L141 50H139ZM148 51V50H147ZM150 51V50H149ZM153 51V49H152ZM246 51H249L246 49ZM258 51V50H257ZM255 52V54H257L258 52ZM264 51V49H263ZM128 52V53H127ZM145 52V50H144ZM243 52H245L243 54ZM260 52V51H259ZM99 53V52H98ZM103 53V52H102ZM100 52V54H102ZM252 53H254V49H252ZM7 54V53H6ZM29 54V56H28ZM108 53H106V58H107V55ZM147 54V53H146ZM155 54V53H154ZM261 54L262 51H261ZM260 54V56H261ZM10 55V54H9ZM124 55V56H123ZM134 55V56H133ZM151 55V54H150ZM157 55V54H156ZM259 55V53L257 54ZM4 56V55H3ZM82 56V55H81ZM110 56V54H109ZM123 56V57H121ZM145 56V55H144ZM263 56V55H262ZM70 57H72V59H70ZM103 57V56H102ZM119 57H121V60ZM141 57V56H140ZM139 57V58H140ZM15 58V56H14ZM17 58V57H16ZM96 58V57H94ZM114 58V57H112ZM144 58V57H143ZM146 58V57H145ZM148 58H153V57H148L147 55V59ZM155 58V57H154ZM153 58V59H154ZM104 59V58H103ZM17 60V59H16ZM92 60V61H90ZM136 60V59H134ZM144 60V59H143ZM224 60L225 63L228 62L227 64L232 67H234L236 69V73H240L239 75L238 74H235L233 72H229V71H226L222 68V66H219L218 65V62ZM100 61V60H99ZM102 61V60H101ZM131 61V62H130ZM145 61H149L148 60H145ZM13 62V61H12ZM68 62V63H67ZM136 62V61H135ZM119 63V64H118ZM153 63V61H152ZM264 63V62H263ZM3 64V65H2ZM55 64V63H54ZM53 64V65H54ZM63 64V63H62ZM134 64V63H133ZM136 64V63H135ZM151 64V63H150ZM8 65V64H7ZM52 65V64H51ZM50 65V67H51ZM52 65V66H53ZM57 65V64H55ZM59 65V64H58ZM82 65V64H81ZM80 65V66H81ZM101 66V67H100ZM132 66V67H131ZM138 66V64H137ZM153 66V65H152ZM259 66V67H258ZM2 67V68H3ZM7 69L8 66H6ZM6 67H4L6 69ZM131 67V68H130ZM139 67V66H138ZM258 67V68H257ZM264 67V65H263ZM1 68V69H2ZM3 68V69H4ZM55 68V66L53 67V69ZM230 68V67H229ZM84 69V71L86 70ZM133 69H135V67H133ZM137 69V68H136ZM140 69H138L139 71ZM152 70V69H151ZM154 70V69H153ZM8 71V70H7ZM239 71V72H237ZM263 71V72H262ZM134 72V73H133ZM151 72V71H150ZM154 72V71H153ZM69 75H68V74ZM89 73V72H88ZM90 73V74H91ZM142 73V72H141ZM144 73V72H143ZM143 73L141 75H143ZM154 74V73H153ZM92 76V75H91ZM95 76V77H96ZM139 76V75H138ZM144 76V75H143ZM155 76V75H154ZM16 77H19V80H17ZM151 77V76H150ZM50 78V79H48ZM147 78V77H145ZM145 78H142L143 80ZM152 78V77H151ZM157 78V77H156ZM55 80V78H54ZM95 80V78H94ZM152 79H150L151 81ZM148 81V80H147ZM146 82V81H145ZM158 82V83H157ZM241 82V83H240ZM14 82L12 81L11 84H13ZM101 83H103V86L104 84L106 83L107 85L109 86H106V87H103V89H101ZM149 83V82H147ZM10 84V85H11ZM143 85L144 82L142 83ZM1 85V84H0ZM18 85V84H17ZM17 85H16V88H17ZM25 85V86H26ZM51 85V84H50ZM135 85V86H134ZM24 86V85H23ZM36 86V85H35ZM133 86V87H132ZM132 87V88H131ZM246 87V85H245ZM23 88V87H22ZM27 88V87H26ZM44 89V87H41ZM67 88V89H66ZM258 88V89H259ZM11 89V88H10ZM30 89V88H29ZM91 89V88H90ZM94 89V88H93ZM105 89V90H104ZM148 89V87H147ZM8 90V89H6ZM27 90V89H26ZM25 90V91H26ZM46 90V89H45ZM44 90V91H45ZM52 90V91H53ZM67 90V91H68ZM95 90V89H94ZM103 90V91H102ZM143 90V89H142ZM151 90V89H150ZM246 90V91H245ZM5 91V90H4ZM55 91V90H54ZM137 91V92H138ZM144 91V90H143ZM142 91V92H143ZM147 91V90H146ZM264 91V90H263ZM6 92V91H5ZM104 92V93H103ZM135 92H133L134 94H136ZM251 92V91H250ZM9 93V92H8ZM7 93V94H8ZM48 93V92H47ZM46 93V94H47ZM138 96L141 95V93H137ZM136 94V96H137ZM143 94V93H142ZM149 94V93H148ZM148 94L146 96H148ZM251 94V95H250ZM5 95V94H4ZM9 96V95H8ZM42 96V97H43ZM133 96V95H132ZM143 96V95H142ZM256 96V95H255ZM3 97V96H2ZM7 97V96H6ZM5 97V99H7ZM41 97V98H42ZM85 97V96H84ZM104 98V97H103ZM129 98V99H128ZM132 98V97H131ZM139 98V97H138ZM137 98V100H138ZM144 98V97H143ZM146 98V97H145ZM151 98V97H150ZM156 98V97H155ZM88 98H86L87 100ZM128 99V100H127ZM148 99V98H147ZM85 100V99H84ZM93 100V99H90V101ZM113 100V101H114ZM125 100H127V104H125ZM131 100V99H130ZM134 100V99H133ZM149 100V99H148ZM162 100H165L167 101L166 102V105H167V108H163L164 106L162 105V102L160 103L159 105V102L162 101ZM8 101V100H7ZM76 101V100H75ZM88 101V100H87ZM146 101V100H145ZM165 101L163 103H165ZM80 102V101H79ZM109 102V101H108ZM107 102V103H108ZM120 102H123V103H120ZM140 102H141V99H140ZM144 102V101H143ZM1 103V102H0ZM4 103V102H3ZM114 102H112L113 104ZM33 104V103H32ZM59 104V103H58ZM82 104V103H81ZM80 104V105H81ZM106 104V103H105ZM109 104V103H108ZM122 104H125V105H122ZM133 104V103H132ZM136 104V103H134ZM141 104V103H140ZM153 104V103H152ZM5 105V104H4ZM90 104H85L86 107H88ZM111 105V104H110ZM147 105V104H146ZM1 106V104H0ZM38 106H32L28 109V115H30L31 113H33L32 115L36 114L37 112H39L41 109L38 108ZM54 105H52L53 107ZM83 107L81 106L82 108L79 109V111H72V107H70V105H63L62 107H65L66 109L68 110H65L66 114L63 115L64 116V119L66 121V124L67 125V130L69 129L70 130H75V132L77 130H81L83 128H87V123H88V120L85 122V123H81V122H84L85 120L83 118H86V119H91L95 113H97L96 107H92V106H95L94 104L91 106H89L88 108L86 107ZM109 106V105H108ZM114 106V105H113ZM111 106L109 109V111L111 110L112 111V107ZM114 106V107H115ZM130 106V105H129ZM132 106V105H131ZM131 106L129 107V109L131 108ZM134 106V105H133ZM138 106V105H137ZM262 106V105H261ZM2 107V106H1ZM5 107V106H4ZM77 107V106H76ZM139 107V106H138ZM147 107V106H146ZM145 107V108H146ZM152 107V106H151ZM60 108V107H59ZM85 108V109H84ZM101 108H104L103 106ZM107 108V107H106ZM136 108V107H135ZM134 108V109H135ZM148 108V107H147ZM262 108V107H261ZM5 109V108H4ZM38 109V110H37ZM63 109L64 111V108H61ZM71 109V110H70ZM128 109V108H127ZM129 109L126 111V109L123 110V113L122 114H119L117 113V111L115 113L117 114H112L108 117V119H104V118H101L96 116L95 119L91 120V122L93 124H96L97 126H102L103 129L102 131H104L105 128H108L107 130H109V128H111L112 132L117 136V139L120 138V140H123L125 141L128 136L130 138V123L132 124L131 120L132 118L136 117V113L134 114L135 116L134 117H130V112ZM150 109V108H149ZM151 110V111H154V110ZM164 109V110H163ZM3 110V109H2ZM2 110H0L1 114L2 113ZM106 110V109H105ZM104 110V111H105ZM115 110V109H114ZM118 110V109H117ZM137 110V109H136ZM100 111V110H99ZM98 111V112H99ZM108 111V110H107ZM110 111V112H111ZM132 111V109H131ZM135 111V110H134ZM93 112V113H91ZM106 112V111H105ZM121 112V111H120ZM137 112V111H136ZM138 112H141V111H138ZM156 112V111H155ZM154 112V113H155ZM156 112V113H158ZM63 114V112H61ZM91 113V114H90ZM152 113V112H151ZM264 113V112H263ZM262 113V114H263ZM90 114V115H89ZM97 114H100V113H97ZM147 114V113H146ZM157 114V115H159ZM31 115V116H32ZM38 115V114H37ZM75 115H78V116H75ZM102 115V114H101ZM104 115V114H103ZM109 115V113H108ZM159 115V116H160ZM168 115V116H169ZM35 116V115H34ZM118 116V117H116ZM133 116V114H132ZM140 116H141V113H140ZM1 117V115H0ZM39 117V116H38ZM79 117H82L83 120L78 119ZM102 117V116H101ZM104 117V116H103ZM106 117V118H107ZM148 117V115H147ZM150 117V116H149ZM148 117V118H149ZM152 117V116H151ZM154 117V116H153ZM161 117V116H160ZM160 117L157 116V118L160 119ZM6 118V117H5ZM61 118V117H60ZM142 118V117H141ZM157 118H152L153 120ZM2 119V118H1ZM0 119V121H1ZM18 119V118H17ZM138 119V120H137ZM136 121L140 122L143 120H141L140 118H137ZM143 119V118H142ZM10 120V119H9ZM78 120H81V122H79ZM135 120V118H134ZM133 120V121H134ZM140 120V121H139ZM154 120V121H156ZM6 121V120H4ZM4 121H2V124L0 122V127L3 125ZM64 121V122H65ZM9 122V121H8ZM8 122H5L4 125H8L6 128L8 130H15L14 127L10 126V124ZM11 122V120H10ZM141 122V123H142ZM146 122V121H145ZM158 122V121H157ZM156 122V123H157ZM264 122V121H263ZM90 123V122H89ZM148 123L150 124L149 120H148ZM152 123V122H151ZM155 122H153V125ZM159 123H160V120H159ZM158 123V125H160ZM92 124V125H93ZM134 124V123H133ZM140 124V123H139ZM138 123L136 124L139 125ZM170 124V123H169ZM135 125V124H134ZM157 125V124H156ZM5 126L3 128H5ZM44 126V124H43ZM76 126V127H75ZM91 126V124H90ZM141 126V125H140ZM143 126V124H142ZM141 126V127H142ZM146 126H147V123H146ZM162 126V125H161ZM160 126V127H161ZM168 126V125H167ZM47 127V126H46ZM45 127V128H46ZM56 127V126H55ZM59 127V126H58ZM93 127V126H92ZM91 127V128H92ZM163 127V126H162ZM161 127V128H162ZM2 128V129H3ZM14 128V129H13ZM90 128V130H91ZM136 128V127H135ZM140 128V127H139ZM167 128V127H165ZM169 128V127H168ZM1 129V130H2ZM134 129V128H133ZM141 129V128H140ZM143 129V127H142ZM141 129V131H142ZM153 126L152 125H149L147 127V129L144 128V131L142 132L141 135H146V136H142L143 137V140L140 139V142L143 141V144L141 143L142 146L140 147H149L150 146V141L152 142L153 140H157L159 137H160V134H154L153 131ZM47 130V129H46ZM49 130V129H48ZM80 130V131H81ZM89 130V129H87ZM89 130V131H90ZM100 130V129H99ZM169 130V129H168ZM174 130V131H175ZM237 130V131H236ZM86 131V130H85ZM87 131V132H89ZM92 131V130H91ZM90 131V132H91ZM136 131V129H135ZM134 131V132H135ZM173 131V130H172ZM171 131V132H172ZM173 131V132H174ZM262 131V130H261ZM13 132V131H12ZM15 132V131H14ZM13 132V133H14ZM48 131H46L47 133ZM83 132V130L81 131ZM132 132V134L134 133ZM169 132V131H167ZM174 133V134H177V133ZM262 132V133H263ZM92 133V132H91ZM154 134V137L155 139L152 138V134ZM261 133V134H262ZM108 132L105 130L104 132H101V134L97 133V137L100 136L103 137L105 135H107ZM110 134V132H109ZM113 134V135H114ZM135 134V133H134ZM131 135V137L134 136ZM137 134V133H136ZM163 134H166L164 133L163 131ZM173 134V133H171ZM178 134V135H179ZM46 136V134H44ZM68 135V134H67ZM72 135V134H71ZM80 135V134H79ZM78 135V136H79ZM82 136H84L83 134H81ZM88 135V134H87ZM95 135V134H94ZM93 135V136H94ZM50 136V134L48 135V137ZM53 136V134H52ZM90 137H92V135L90 134L89 135ZM88 136V138H90ZM137 136V135H135ZM134 136V138H135ZM173 136V135H172ZM16 137V136H14ZM18 137V136H17ZM69 137V136H68ZM81 137V136H79ZM96 137V139H97ZM106 137V136H105ZM115 137V136H114ZM47 138V137H46ZM71 138V137H70ZM84 138V137H83ZM94 138V137H93ZM104 138V137H103ZM109 139L112 138V137H108ZM180 138V139H179ZM86 139V138H85ZM96 139L94 142H96ZM138 139V138H136ZM153 139V140H151ZM169 140L173 139L174 141V138L172 137H168ZM10 140V139H9ZM80 140V139H79ZM92 140V139H91ZM94 140V139H93ZM101 139H99L100 141ZM115 140V139H113ZM132 139H130L129 142H131ZM135 139H133L134 141ZM166 140V139H164ZM8 141V139H7ZM15 141V140H14ZM67 141V140H66ZM78 141V140H77ZM86 142V140H84ZM107 141V140H106ZM111 142V139L109 140ZM118 140H115V143H117ZM139 141V140H138ZM148 141V143L146 142ZM159 141H161L159 139ZM167 141V140H166ZM172 141V140H171ZM264 139L262 140V145L264 147ZM70 142V141H69ZM68 142V143H69ZM79 142V141H78ZM77 142V143H78ZM81 142V140H80ZM93 142V141H92ZM92 143L93 145L95 143ZM101 142V141H100ZM108 142V141H107ZM127 142V140H126ZM124 142V143H126ZM128 142V143H129ZM144 142L147 143V146H146V143L144 144ZM164 142V141H162ZM161 142V143H162ZM260 142V143H259ZM6 143V142H5ZM9 143V141H8ZM21 143V142H20ZM83 143V141H82ZM112 143L111 142V145L110 147L112 146ZM118 143H121L118 142ZM136 143V141H135ZM158 143V142H156ZM156 143H154V145H156ZM160 143V142H159ZM167 143V142H165ZM243 143V142H242ZM76 143H74V146H75ZM103 144V143H102ZM101 144V145H102ZM106 144V143H104ZM109 144V142L107 143ZM122 144V145H121ZM119 144V146L122 148H124L125 144L121 143ZM134 144V143H133ZM140 145V143H137ZM163 144V143H162ZM169 144V142L165 145L167 146ZM69 145V144H68ZM73 145V144H72ZM72 145H71V149L73 150L74 148H72ZM80 145V143H79ZM84 145H85V142H84ZM88 144H86V149L88 148L87 147ZM91 145H89V148H91V150L93 151L94 148H97L96 145L95 147ZM117 145V144H116ZM131 146V143L128 144ZM126 145V146H128ZM171 145V144H170ZM242 145V146H241ZM6 146V145H5ZM7 146H11V145H7ZM76 146L78 147V145L76 144ZM98 147L100 146L99 144L97 145ZM118 146V145H117ZM118 146V147H119ZM123 146V147H122ZM129 146V147H130ZM133 146V145H132ZM131 146V148H132ZM138 146V145H137ZM173 146V145H172ZM171 146V147H172ZM257 146V147H258ZM12 147V146H11ZM68 147V146H66ZM102 147V146H101ZM100 147V148H101ZM106 147L108 148V145H106ZM115 147V145H114ZM117 147V148H118ZM119 147V148H120ZM140 147L136 148V149H141ZM153 147V145H152ZM169 147V146H168ZM175 147V146H174ZM7 148V147H6ZM89 148L87 149V151L89 150ZM116 148V147H115ZM113 148V149H115ZM116 148V150H118ZM128 148V147H127ZM161 148V147H160ZM259 149H261L260 147H258ZM10 149V148H9ZM77 149V148H76ZM81 149V148H80ZM84 149L82 147V150L84 152ZM104 149V148H103ZM109 149V148H108ZM136 149H135V153H136ZM142 149H146V148H142ZM141 149V151H142ZM151 151H150V154L152 152V149L149 148ZM174 149V148H173ZM7 150V149H6ZM68 150V149H67ZM70 150V149H69ZM71 150V151H72ZM123 150V149H122ZM121 150V151H122ZM125 150V149H124ZM129 150V149H128ZM133 150V149H132ZM154 150V149H153ZM167 150H169V148H167ZM13 151V150H12ZM86 151V150H85ZM97 151H100V150H97ZM102 151V150H101ZM100 151V152H101ZM105 151V149H104ZM103 153L105 155L103 156H106V153L108 152L105 151ZM115 151V150H114ZM113 151V152H114ZM140 151V150H139ZM148 151V150H147ZM172 151V150H171ZM172 151V152H173ZM249 151V150H247ZM9 152V151H7ZM11 152V151H10ZM91 151H88V153L90 154ZM100 152L98 154H100ZM116 152V151H115ZM120 152L117 151L116 153ZM132 152V151H131ZM143 152V151H142ZM140 154V152H137V154H135L134 152H132V154L134 155H131L127 158H124L122 157L123 155V152L122 155L119 154V156L121 155V157H118L117 154H115V156L117 155V159H114L113 158L115 157L114 155H112V159L110 158L111 161H114V165L112 166L113 168H116V166L119 168L120 167V170L117 168V171H116V175L115 173H112V175L110 176V171H107L108 170V165L105 166L107 167V169H101L103 168V166L100 168L99 165L100 163L98 162H101V159H100V156L99 158H97V155L95 152V156L94 158H91L90 161H93L92 159H94V161H96L97 165H93L91 167H89L87 164V166L89 167H84V171H86V177L85 178H81L80 181H79V184H78V177L80 175V177L83 175L79 174L77 176L76 173V176H77V182H76V178L75 177H72L69 181V183L67 182V184H69V186L71 187L72 186V183H77L76 186L73 184L74 189L73 188H69L70 189H73L72 192H71V195L68 197L67 195V199L66 197H62L63 199L60 200L58 199V201H55V199H53L55 201V204L53 203L54 205V208L52 207L53 205H51L52 209H53V214H58L60 211L62 212L63 211V216H66L64 213H66V209H69L71 210V206L72 204H74V207L76 206H79V203L77 202L82 196V194L84 192H87L86 190H88L89 192H91V189L93 187V185L96 187V184L98 183V180L100 181H103L101 183V186L103 184V187L105 186L106 188L107 187H114L113 190L115 189V187H119L118 186V181L121 182V180L117 177L121 176L122 173H124V177L123 175L120 177L122 180L125 178L127 179V181L130 179V176L132 177H136L134 181H136L138 179L137 182H132L130 183L131 185V190L135 191H127V190H122L121 192L124 194L125 191L130 194H138L141 190V192L143 193L144 192H149L147 191L148 189H146L147 187H145L141 182L143 181H139L140 179H143L142 177L146 176L148 178H153L155 179V182L158 184V182L156 181V177L154 176L153 174V169L154 167L157 165H155L156 161L158 159L155 158V154L153 156H149V155H146V153H142ZM163 151H160L159 153H161ZM69 153V152H68ZM93 153V152H91ZM140 155H139V154ZM149 153V151H148ZM147 153V154H148ZM170 153V151H169ZM165 154L164 153V156H160L161 159L162 158H169L170 155H172L171 153L170 154ZM12 154V153H11ZM83 154V153H82ZM86 154V153H85ZM85 154L83 155L85 157ZM131 154V153H129ZM145 154V155H143ZM162 154V153H161ZM251 154V153H250ZM253 154V153H252ZM92 155V154H91ZM111 155L109 154V156L111 157ZM127 155V154H126ZM142 155V156H141ZM159 155V154H158ZM175 155V154H174ZM89 156V155H88ZM103 156H102V159H103ZM157 156V155H156ZM177 156V155H176ZM90 157V156H89ZM89 157L87 158L86 156V159H89ZM93 157V156H91ZM95 157L98 159L95 160ZM108 158V156H106ZM159 157V156H157ZM254 157V158H253ZM74 159V157H72ZM175 158V157H174ZM83 159V158H82ZM100 159V160H99ZM156 159V161H155ZM160 159V160H161ZM84 160V163H85V159ZM104 160V159H103ZM107 160V159H106ZM105 160V161H106ZM171 160V159H170ZM178 160V159H177ZM76 161V160H75ZM111 161H106V162H109L111 163ZM180 161V162H181ZM89 162V161H88ZM179 162V161H178ZM181 162V163H182ZM80 163V162H78ZM83 163L82 166H85ZM93 163V162H91ZM90 163V164H91ZM108 163V164H109ZM158 163V162H157ZM161 163V162H160ZM173 163V162H172ZM176 163V162H175ZM72 164V163H71ZM81 164V163H80ZM103 164V163H102ZM116 164V166H115ZM180 164V163H179ZM104 165V164H103ZM155 165V166H154ZM171 165V164H170ZM177 165V164H174V166ZM111 166V164H110ZM158 166V165H157ZM169 166V165H168ZM173 166V165H171ZM262 166V164H261ZM260 166V167H261ZM77 167V166H76ZM80 167V166H79ZM78 167V168H79ZM151 167H153V169H150ZM179 167V166H178ZM182 167V164L181 166ZM182 167V168H183ZM111 168V167H109ZM159 168V167H158ZM156 169V167H155ZM171 169V167H170ZM169 169V170H170ZM68 170H71L70 168ZM103 170V171H102ZM122 171L121 173L119 171ZM157 170V169H156ZM178 170V169H177ZM264 170V168L262 169V171ZM75 171V170H74ZM113 172V170H111ZM167 171V169H166ZM169 172V171H168ZM167 172V173H168ZM184 172H185V169H184ZM182 172V173H184ZM84 173V172H83ZM82 173V174H83ZM119 175H118V174ZM158 173H160L158 171ZM172 173V172H171ZM174 173V172H173ZM264 173V171H263ZM263 173H262V176H263ZM126 174L129 176V179L126 178L128 176H126ZM165 174V172L162 174V176ZM176 174V173H175ZM180 174V173H179ZM185 174V173H184ZM72 175V174H71ZM143 175V176H142ZM178 175V173H177ZM177 175H174L175 177ZM107 176V179H105V177ZM110 176V177H109ZM138 176V177H137ZM173 176V175H172ZM181 176V175H180ZM180 176L179 178L177 177L176 180L174 179L173 181L178 182L181 181L180 179ZM183 176V175H182ZM79 177V178H80ZM141 177V178H140ZM158 177V176H157ZM169 176H167V179H168ZM185 175L183 176V179H184ZM70 178V177H69ZM140 178V179H139ZM164 177H162V180L164 181L163 179ZM103 179V180H102ZM147 179V178H146ZM145 179V180H146ZM153 179V180H154ZM172 178H170V180H172ZM261 179V180H260ZM97 183H96V181ZM133 180V179H132ZM130 179V181H132ZM144 180V183H146V181ZM150 181V179H148ZM158 180V178H157ZM166 180V179H165ZM186 180V178H185ZM159 181H161L160 177H159ZM95 182V183H94ZM154 182V181H153ZM167 182V181H166ZM169 182V181H168ZM175 182V184H173V186H175L177 183ZM182 182V181H181ZM92 183H94L92 185ZM118 183V184H117ZM122 183V182H121ZM125 183V181L123 182ZM129 181L127 183H125L126 185H128ZM148 181H147V184H145L146 186L148 185ZM160 183V182H159ZM165 183V182H163ZM171 183V181H170ZM182 183V184H183ZM263 183V181H262ZM66 184V185H67ZM150 184L153 185L152 182H150ZM100 185L99 183L97 184V186ZM161 185V186H160ZM179 185V183L177 184ZM176 185V187H178ZM264 185V184H262ZM129 186V185H128ZM155 186V184L153 185ZM152 186V187H153ZM160 187H158L159 189V192H155L154 194H152V196L149 195V198L147 199L148 202H154L155 200H158L160 202H163V199H161V197H168L167 194H165L166 192L163 191L164 193L160 192L162 189L166 188L165 187V184H159ZM172 186V185H171ZM183 186V185H182ZM99 187V186H98ZM127 189V186H125ZM151 187V186H150ZM151 187V188H152ZM175 187V188H176ZM263 187V186H262ZM101 188V187H100ZM96 189L98 190L99 192V189ZM155 188V187H154ZM156 188H157V185H156ZM170 188V187H169ZM168 186H167V190H169ZM173 188V187H172ZM104 189V188H102ZM109 189V188H107ZM106 189V190H107ZM153 189V188H152ZM93 190L92 189V194L90 195L92 198L88 197L90 200L91 199H95L96 196L94 195L95 193H93ZM95 190V191H96ZM174 190V189H173ZM101 191V189H100ZM103 191V190H102ZM116 191V190H115ZM119 191V189H118ZM136 191H139V192H136ZM152 191H150L151 193H153ZM170 191V190H169ZM172 191V190H171ZM170 191V192H171ZM188 191H191V190H188ZM193 191V190H192ZM195 191V190H194ZM70 192V191H69ZM97 192V191H96ZM97 192V193H98ZM107 192V191H106ZM112 193H114V191H112ZM119 193V192H118ZM121 193V195H122ZM172 193V192H171ZM174 193V191H173ZM172 193V194H173ZM191 193V192H190ZM190 193H188L190 195ZM86 194V193H85ZM145 194V193H144ZM147 194V193H146ZM165 194V196H163ZM171 194V195H172ZM192 194V193H191ZM81 195V196H80ZM94 195V197H93ZM102 195V193H101ZM99 195V196H101ZM193 195V194H192ZM195 195V194H194ZM194 195H193V198H194ZM89 196V195H88ZM53 197V196H52ZM85 197V196H84ZM86 197H87V194H86ZM85 197V198H86ZM128 197V196H127ZM146 197V196H145ZM157 197V198H156ZM171 197H176L174 195H172ZM188 197V196H187ZM186 197V198H187ZM82 198V197H81ZM100 198V197H99ZM140 197L138 196H131L128 197V200L130 201V207H128L126 205V208H129V210H132L133 212L131 214L132 217L134 216V218L136 217H140L141 215L147 213V207L149 205V203L147 201H144L146 202L147 204L143 205L140 204L141 202L138 203ZM152 198V199H151ZM123 199H126V197H124ZM122 199V200H123ZM142 199V198H141ZM165 199V198H164ZM168 198H166L167 200ZM173 199V198H172ZM171 199V200H172ZM175 199V198H174ZM173 199V201H174ZM177 199V198H176ZM181 199V198H180ZM87 200V199H86ZM89 200V201H90ZM165 200V201H166ZM169 200V199H168ZM170 200V201H171ZM53 201V202H54ZM88 201V202H89ZM120 201V200H119ZM118 201V202H119ZM125 201V200H124ZM123 201V202H124ZM127 201V200H126ZM182 201V200H181ZM180 201V202H181ZM264 201V200H263ZM95 202V201H94ZM157 202V201H156ZM159 202V203H160ZM184 202V201H182ZM186 202V201H185ZM103 203V202H102ZM158 203V202H157ZM167 203V202H166ZM176 203V202H174ZM179 203V202H178ZM187 203V202H186ZM90 204V202H89ZM113 204V203H112ZM128 204V203H127ZM132 204V205H131ZM154 206L155 204L152 203ZM168 204V203H167ZM171 204V203H169ZM173 204V202H172ZM190 204H191V201H190ZM193 204V203H192ZM71 205V206H70ZM81 205V203H80ZM114 205V204H113ZM120 205V204H119ZM117 204V207L119 206ZM147 205V206H146ZM151 205V203H150ZM160 205V204H159ZM166 206V205H165ZM165 206L163 208H165ZM169 206V205H168ZM176 206V205H175ZM175 206L172 205V207L174 208ZM46 207V206H45ZM73 207V209H74ZM83 207V206H82ZM104 207V206H102ZM114 207V206H112ZM125 207V206H124ZM152 208V206H150ZM149 207V209H150ZM157 207V206H156ZM171 206L169 208H172ZM189 207V206H188ZM187 207V208H188ZM79 208V207H77ZM92 208V207H91ZM119 208V207H118ZM153 207V210L152 211H156L157 209ZM160 208V206H159ZM162 208V209H163ZM172 208V209H173ZM177 208V207H176ZM186 208V207H185ZM100 210H102L101 208H99ZM105 209V208H104ZM114 209H116L114 207ZM123 209V208H122ZM148 209V211H149ZM161 209V210H162ZM175 209V208H174ZM191 209V208H190ZM264 209V208H263ZM66 210V211H64ZM125 210V209H124ZM164 210V209H163ZM162 210V212H164ZM166 210V209H165ZM182 210V209H181ZM194 210V209H192ZM191 210V211H192ZM119 211V210H118ZM127 210H125L126 212ZM127 211V212H128ZM151 211V213H152ZM160 211V210H158ZM190 211V212H191ZM259 211V210H258ZM257 211V212H258ZM103 212V211H102ZM120 212V211H119ZM131 212V211H130ZM129 212V213H130ZM174 212V211H173ZM180 212V211H179ZM182 212V211H181ZM185 212V211H184ZM189 212V213H190ZM246 212H250V213H246ZM254 212V211H253ZM255 211V213H257ZM69 213V212H68ZM166 213V212H165ZM254 213V214H255ZM46 214V213H45ZM49 214V213H48ZM96 214V213H95ZM128 214V213H127ZM150 214V213H149ZM246 214V215H245ZM50 215H51V212H50ZM59 215V214H58ZM116 215V213H115ZM129 215V214H128ZM148 215V214H147ZM185 215V214H183ZM187 215V214H186ZM192 215V214H191ZM261 215V214H260ZM264 215V214H263ZM118 216V215H117ZM120 217L122 216V219L124 218V220H128L127 215L125 217V215L123 214H120L119 215ZM251 216V215H249ZM52 217V216H51ZM58 217V216H57ZM67 217V216H66ZM131 217V219H132ZM184 218H186L185 216H183ZM191 217V216H190ZM189 216L187 218H190ZM264 217V216H262ZM72 218V217H71ZM159 218V217H158ZM183 218V220H184ZM186 218V220H187ZM253 218V217H252ZM251 218V219H252ZM257 218V217H256ZM68 219V218H67ZM92 219V218H91ZM130 219V220H131ZM143 219V217H142ZM80 220V219H79ZM105 220V219H104ZM253 220V219H252ZM83 221V220H82ZM135 221V220H134ZM141 221V220H140ZM143 221V220H142ZM248 221V222H247ZM251 221V220H250ZM61 222V221H60ZM63 222V221H62ZM99 222V221H98ZM97 222V223H98ZM159 222V221H158ZM185 222V221H184ZM188 222V221H187ZM189 222V223H190ZM64 223V222H63ZM144 223V222H143ZM95 224V223H94ZM122 224V223H121ZM175 224V223H174ZM182 224V223H181ZM251 224V226L249 225ZM256 224V223H255ZM254 224V225H255ZM134 225H141L140 223H138V220L135 221V224ZM187 225V224H186ZM34 226V225H33ZM142 226H146V222L145 224ZM173 226V225H172ZM185 226V225H184ZM193 226V225H192ZM191 226V227H192ZM97 227V226H96ZM181 227V226H180ZM252 227H255V226H252ZM34 229V227H32ZM64 226L63 227H59V229L57 228L56 232L53 233V237L55 236H62L64 235V233L66 232V230H64ZM107 228V227H106ZM131 228V227H130ZM141 228V227H139ZM146 228V227H145ZM69 229V228H68ZM113 229V228H112ZM126 229V228H125ZM136 229V228H135ZM138 229V228H137ZM147 229V228H146ZM172 229V228H171ZM127 230V229H126ZM140 230V229H139ZM194 230V231H195ZM233 230L235 232H238V236H235V234L233 233ZM121 231V230H120ZM133 232V231H132ZM157 232V231H156ZM155 232V233H156ZM196 232V233H197ZM232 232V233H231ZM45 233V232H44ZM42 233V234H44ZM48 233V232H46ZM45 233V234H46ZM141 233V232H140ZM164 233V232H162ZM195 233V234H196ZM30 234V233H29ZM121 234V233H120ZM259 236H258V235ZM119 235V234H118ZM142 235V234H141ZM193 235V234H191ZM43 237V235H41ZM162 236V235H161ZM198 236V235H196ZM195 236V237H196ZM252 236V237H253ZM258 236V237H257ZM47 237V236H46ZM51 237V236H49ZM190 237V236H189ZM245 237V238H244ZM82 238V237H81ZM112 238V237H111ZM137 238V237H136ZM139 238V237H138ZM37 239H40V238H37ZM42 239V238H41ZM126 239V238H125ZM142 239V238H141ZM180 239V238H179ZM196 239V238H195ZM199 239V238H198ZM196 239V241L198 240ZM249 239V238H248ZM51 240V239H50ZM84 240V239H83ZM117 240V239H116ZM123 240V239H122ZM139 240V239H138ZM39 241V240H38ZM38 241H37V244L38 245ZM133 241V240H132ZM203 241V240H202ZM206 241V239H205ZM204 241V244L206 245L207 244V241L205 242ZM144 242V241H143ZM149 242V241H148ZM199 242V241H198ZM196 242V243H198ZM39 243H41L39 241ZM126 243V242H124ZM136 244V242H133ZM133 243H130L131 245H133ZM200 243V242H199ZM203 243V242H202ZM76 244V243H75ZM78 244V243H77ZM130 244H128L129 246H131ZM141 244V243H140ZM209 244V243H208ZM208 244L206 246H208ZM42 244H40L41 246ZM124 245V244H123ZM194 245V244H193ZM191 245V247L193 246ZM210 245V244H209ZM213 245V243H212ZM215 245V246H216ZM122 246V245H121ZM196 246V244H195ZM199 246H201V244H199ZM42 247V246H41ZM72 247V246H71ZM82 247V246H81ZM86 247V246H85ZM128 247V246H127ZM190 247V249H191ZM194 247V246H193ZM192 247V248H193ZM204 249H200L204 252L206 251V248L205 246H203ZM135 248V247H134ZM144 248V247H143ZM147 248V247H146ZM195 248V247H194ZM210 248L211 245H210ZM210 248H207V250H211L209 252V254H211V252L213 251L214 249V246H213V249H210ZM34 249V253L35 254H38L39 251L35 248ZM46 249V248H45ZM76 249H78L76 247ZM75 249V250H76ZM83 249V248H82ZM125 249V248H124ZM199 249V248H198ZM200 249L198 250V253H201L199 252ZM216 249V250H217ZM42 250V249H40ZM72 249H70L69 252H72L71 251ZM73 250H74V247H73ZM74 250V251H75ZM79 250V249H78ZM75 251L73 252L74 254H78L79 255V251ZM184 250V249H183ZM194 250V249H193ZM197 250V249H196ZM195 250V251H196ZM68 251V250H67ZM94 251V250H93ZM170 251V250H169ZM194 251V252H195ZM217 251V252H218ZM68 252V253H69ZM82 252V251H81ZM191 252H192V249H191ZM203 252V253H204ZM215 252V253H217ZM218 252V253H219ZM106 253H111L110 255L108 256H105V258H112L114 257L112 254V252H106ZM206 253V252H205ZM213 253V252H212ZM214 253V254H215ZM28 254V253H27ZM82 254V253H81ZM80 254V255H81ZM135 254V253H134ZM176 254V253H175ZM208 254V255H209ZM219 254V255H220ZM226 254V255H225ZM73 255V254H72ZM71 255V256H72ZM79 255V256H80ZM102 255V254H101ZM105 255V254H104ZM187 255V254H186ZM195 255V254H194ZM199 255V254H198ZM207 255V254H206ZM34 256V255H33ZM83 256V255H82ZM196 256V255H195ZM211 256V255H210ZM213 256V254H212ZM78 257V256H76ZM119 257V256H118ZM135 257V256H134ZM190 257V255H189ZM209 257V256H208ZM214 257V256H213ZM212 257V258H213ZM85 258V257H84ZM83 257H80V259H82L80 262H83L85 261ZM108 259L109 261L113 260L112 259ZM122 258V257H121ZM215 258V257H214ZM218 258V257H217ZM221 258V256L219 257ZM227 258V259H226ZM34 259V257L32 258ZM51 259V258H50ZM72 259V258H71ZM116 259V256L114 258V260ZM211 259V258H210ZM224 260V258H222ZM221 259V260H222ZM38 260V259H37ZM88 260V259H87ZM95 260V259H94ZM107 260V261H108ZM122 260V259H121ZM138 261H142L140 259H137ZM152 260V259H151ZM207 260V259H206ZM220 260V259H219ZM228 260V261H230ZM264 260V259H263ZM15 261V260H14ZM39 261V260H38ZM78 261V260H77ZM76 261V262H77ZM106 261V260H105ZM104 261V263H106ZM123 261V260H122ZM262 261V262H261ZM30 262V259L27 258V259H21L18 264H29ZM32 262V261H31ZM74 262V261H73ZM75 262V263H76ZM87 262V261H86ZM90 262V261H89ZM103 262V261H102ZM145 262V261H144ZM211 262V261H210ZM223 262V261H222ZM225 262V261H224ZM73 263V264H75ZM117 263V261H116ZM123 263V262H122ZM230 263V262H229ZM232 262L230 264H233ZM78 264V262H77ZM81 264V263H80ZM84 264V263H83ZM86 264V263H85ZM97 264V263H96ZM107 264V263H106ZM112 264V263H111ZM129 264V263H128ZM133 264H144L143 262H134ZM145 264H147L145 262ZM207 264V263H206Z\"/></svg>",
    "mask_w": 264,
    "mask_h": 264
}]
</instances>
